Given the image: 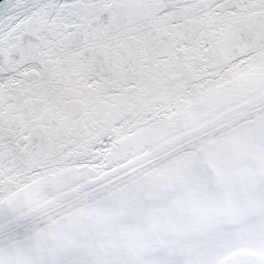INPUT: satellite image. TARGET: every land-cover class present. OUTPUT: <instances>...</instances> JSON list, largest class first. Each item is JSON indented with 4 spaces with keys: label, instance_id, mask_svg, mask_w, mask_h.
<instances>
[{
    "label": "snow or ice",
    "instance_id": "snow-or-ice-1",
    "mask_svg": "<svg viewBox=\"0 0 264 264\" xmlns=\"http://www.w3.org/2000/svg\"><path fill=\"white\" fill-rule=\"evenodd\" d=\"M0 264H264V0H0Z\"/></svg>",
    "mask_w": 264,
    "mask_h": 264
}]
</instances>
